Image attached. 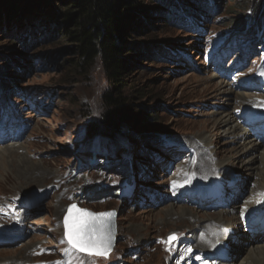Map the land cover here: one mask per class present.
Listing matches in <instances>:
<instances>
[{"label": "rangeland", "instance_id": "rangeland-1", "mask_svg": "<svg viewBox=\"0 0 264 264\" xmlns=\"http://www.w3.org/2000/svg\"><path fill=\"white\" fill-rule=\"evenodd\" d=\"M246 1L241 10L240 0H223L217 11L194 20L196 30L189 22L184 28L166 20L157 0L143 2L149 18L133 41L166 48L169 54L134 60L125 92L139 111L132 110L121 136L111 142L89 138L87 131L101 115V94L108 88L100 57L86 74L77 75L76 55L60 51L58 39L23 46L40 59L26 60L29 66L21 67L0 102V137L6 135L0 142V259L8 264H195L201 253L187 250L198 245L199 233L187 228L193 222L168 215L165 221H171L162 223V211L184 205L197 216L207 212L226 218L223 208L206 210L174 198L185 186L202 187L219 160L251 156L238 157L237 130L229 132L221 123L226 114L240 126L247 114L264 115V42L246 29L256 0ZM237 16L245 18L241 32L231 26ZM6 37L0 32L1 52ZM244 98L249 106H243ZM247 136L246 145H264ZM150 138L171 146L150 156L148 164L140 163L136 154L145 151ZM120 161L130 168L114 173L112 165L103 167ZM137 167L143 170L138 173ZM99 185L114 189L113 195L88 191ZM250 185H226L216 195L240 204ZM73 203L94 212L116 211L117 240L108 258L76 254L68 246L62 219ZM173 235L177 243L169 244ZM183 241L185 249L179 246ZM251 243L245 240L241 246Z\"/></svg>", "mask_w": 264, "mask_h": 264}, {"label": "trees", "instance_id": "trees-1", "mask_svg": "<svg viewBox=\"0 0 264 264\" xmlns=\"http://www.w3.org/2000/svg\"><path fill=\"white\" fill-rule=\"evenodd\" d=\"M144 1L0 0V32L8 36L6 38L9 40L3 44L5 50L0 51V58L5 60L4 65L0 64L2 65L0 67L1 104L9 83L17 79L16 75L23 70L21 67L29 66L26 60L33 57H36L34 58L36 61L40 59L35 53L27 54L23 46H26V43L33 44L53 37L58 39L60 51L76 55L77 60L72 64L77 75L86 74L87 68L94 59L100 57L108 79V88L101 94L103 110L98 121L87 127L88 136L89 138L95 136L106 138L109 142L120 137L126 118L130 116L132 110L136 113L139 111L138 107H134L135 105L131 102V96L125 92L129 82L128 75L132 66L136 64L134 60L150 58L154 61L156 56L162 57L169 54L166 48H148L149 44L133 41L136 38L135 34L144 29V22L149 18ZM157 2L164 5L165 10L159 11L166 20L182 25L184 28H188L189 22L191 30H196L194 20L204 17L206 13L211 14L217 11L223 0H157ZM246 3V0H240L239 8L244 10ZM165 6L171 12L166 10ZM200 10L204 12L201 13ZM248 12L246 29L264 42V23L262 22L264 21V1L256 0L249 7ZM244 19L240 16L235 17L231 23L232 29L244 28ZM129 128L131 129V126ZM131 134H127L129 138H133ZM156 142L150 138L146 143L145 151L140 150L136 158L138 157L137 159L144 163L149 162V157H152L151 150L156 149ZM122 165L127 167L125 163ZM120 167L119 164H113L112 168L115 170L112 172H119L117 168Z\"/></svg>", "mask_w": 264, "mask_h": 264}, {"label": "bare ground", "instance_id": "bare-ground-1", "mask_svg": "<svg viewBox=\"0 0 264 264\" xmlns=\"http://www.w3.org/2000/svg\"><path fill=\"white\" fill-rule=\"evenodd\" d=\"M13 78L15 79V77ZM242 101L244 102L243 106L251 102L246 98L242 99ZM249 105L250 104H248V106ZM247 109L248 108L245 107L241 112H246ZM221 123L225 125V130L229 132L237 130L235 134L236 138H239V141L242 142L238 143V152L240 153L238 157L245 155V153H250L251 156L245 161L224 158L216 162L217 166L210 170L209 178L206 180V184H204L206 187L203 188L202 192L207 196V194L216 191L220 185L222 186V184L225 183L224 181L220 183L218 180H228L233 183L243 181L245 183L250 182V191L242 196L243 201L240 204H237L235 200H233L234 202L230 200L227 202L223 201L219 204V207L221 206L225 212H228L225 213L226 218L222 217L220 213L213 217H209V213L207 212L198 214L197 216V211L187 206L181 205L175 209L170 205L166 207L165 210L163 209L162 213L164 216L162 217L164 218L161 217V221H163L162 223H169V221H171L170 218L169 221H165V217L168 215L170 217L177 215L180 221L184 219L191 220L193 224L187 227L188 230L199 233V240L196 248L203 250L202 252L205 254L206 258L209 257L213 259L217 257L218 254H222L220 257L229 260L225 262V260L222 259L221 261L224 262L219 260L216 264H264V236H261L260 239L255 238L257 240L245 249L241 246L244 244L245 240L247 241L250 239V237H244L243 235V224L246 225L247 230H251L254 215L264 211V198L259 195L260 193H264V145L259 146L256 143L246 145V139L248 137L246 132L241 128L237 119L235 120L229 114L223 117ZM201 141L208 143L205 136H201ZM240 161L242 164L241 166L239 165ZM237 162L239 163L237 164ZM186 188L190 191L195 190V187L192 186H187L185 189ZM223 189H225V187ZM206 196H204V198H206ZM195 217L197 218L195 219ZM229 220H233L232 222H234V225H229ZM235 224H241L240 229H237ZM258 225L262 226V223H258ZM212 250H216V253H212ZM234 255H239V257H235ZM2 259H0V264H8L7 261Z\"/></svg>", "mask_w": 264, "mask_h": 264}, {"label": "snow or ice", "instance_id": "snow-or-ice-1", "mask_svg": "<svg viewBox=\"0 0 264 264\" xmlns=\"http://www.w3.org/2000/svg\"><path fill=\"white\" fill-rule=\"evenodd\" d=\"M264 198V193L259 194ZM73 209H76L79 216L69 223V217L64 220L66 232L65 238L69 247L73 250L107 257L111 250V218L115 216L114 212L92 213L86 210L77 209L72 205L68 212L71 215ZM175 235L170 236L169 240H174ZM65 241L62 240L61 243Z\"/></svg>", "mask_w": 264, "mask_h": 264}, {"label": "water", "instance_id": "water-1", "mask_svg": "<svg viewBox=\"0 0 264 264\" xmlns=\"http://www.w3.org/2000/svg\"><path fill=\"white\" fill-rule=\"evenodd\" d=\"M72 205H76L75 203L71 204L68 206L67 208V211L63 217V226H64V237H65V232H66V228H65V224H64V220H65V217L68 216L69 217V223L72 222V220L74 218H76L77 216H79V213H77L76 209H73L71 215L69 214L68 212V209L72 206ZM76 208L77 209H81V210H86L88 212H92V213H104V212H114L115 213V216L111 218V250L113 249L114 247V244L116 242V239H115V235H116V224H115V218H116V212L114 210H108V211H101V212H93L92 210L90 209H87V208H80L79 206L76 205ZM111 250L109 251V253L111 252ZM88 254V253H87ZM94 255V254H93Z\"/></svg>", "mask_w": 264, "mask_h": 264}]
</instances>
